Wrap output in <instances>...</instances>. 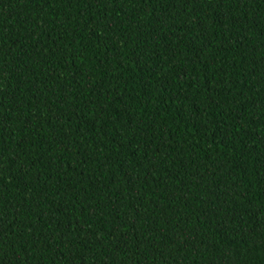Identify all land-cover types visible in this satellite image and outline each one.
<instances>
[{"label":"trees","instance_id":"obj_1","mask_svg":"<svg viewBox=\"0 0 264 264\" xmlns=\"http://www.w3.org/2000/svg\"><path fill=\"white\" fill-rule=\"evenodd\" d=\"M0 264H264V0H0Z\"/></svg>","mask_w":264,"mask_h":264}]
</instances>
